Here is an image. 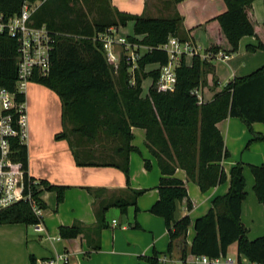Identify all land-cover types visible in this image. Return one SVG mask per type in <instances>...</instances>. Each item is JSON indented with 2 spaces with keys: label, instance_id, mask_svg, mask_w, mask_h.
Wrapping results in <instances>:
<instances>
[{
  "label": "trees",
  "instance_id": "trees-1",
  "mask_svg": "<svg viewBox=\"0 0 264 264\" xmlns=\"http://www.w3.org/2000/svg\"><path fill=\"white\" fill-rule=\"evenodd\" d=\"M37 0H0V12L7 16L16 15L24 2ZM181 0H171L177 4ZM226 11L216 16L215 21L228 44L224 54H233L238 49L239 41L245 36H254L258 40L256 49L264 51V43L256 34L251 18L252 3L255 0H222ZM263 4H264V0ZM107 15L102 20L89 24L82 16L74 15L70 0H45L31 15L32 26H45L55 35V42L50 55V69L46 76L36 75L31 82L40 84L54 92L61 101L62 121L68 122L71 132L93 140L99 133L106 138L118 139L116 153L119 160L103 163H80L77 152L73 151L78 166H104L120 169L125 176L127 197H120L106 203L96 213L97 225L92 229L95 236L105 228V214L109 208H118L125 214L129 206L137 211L136 200L145 190H132L129 184V154L139 153L131 146V128L145 130V146L156 160L160 171L156 187L158 200L149 212L163 219L168 237V252L176 241L184 242L182 259L186 256V233L191 225L188 216L176 218L177 205L186 200L187 210L192 208L186 186L174 177L176 169L185 172L189 181L195 183L200 192L223 184L227 175L220 163L229 157V152L216 124L227 118H237L252 135L247 143L263 142L264 136L253 132L252 124L264 123V67L251 74L234 78L214 95L209 102L199 104L195 91L203 82L205 69L209 68L213 56L221 48L210 46L205 53L210 60L202 59L199 54L192 57L190 66L181 58L175 69L176 84L172 92H160L156 88L159 71L144 73L148 64L164 66L168 62L167 54L160 47L170 37L187 41L182 30V18L174 14L170 18H146L143 16L121 13L104 0ZM73 16V17H72ZM134 23V35L143 38L139 45L149 48L137 61L133 83L128 75L129 66L123 60L119 63V75L113 76L112 67L108 66L102 46L94 37L109 28L124 27ZM134 42L133 39H130ZM251 51L254 49H250ZM17 42L14 38L0 34V87L15 92L17 80ZM150 76L152 85L148 96L140 98L141 82ZM18 101L25 96L16 93ZM63 138L65 135H58ZM14 159L19 161L25 172V182H37L30 186L31 201H20L0 210V225L23 224L36 226L42 218L33 210V203L40 210L46 206L39 199L43 191L54 192L57 204L63 201L68 187L57 186L45 180H36L27 176V148L25 144L13 142ZM144 168L151 169L150 162L143 160ZM247 167L254 179L253 192L264 212V164L261 166L237 163L229 172V189L225 196L215 198L211 208L194 223L195 236L190 247V254L214 261L225 257L230 245H237L238 256H243L252 264H264V236L249 240L247 231L241 223V207L246 198L244 168ZM91 190V189H89ZM100 190H96L93 194ZM89 229L79 224L60 227L58 235L62 239H75L79 235L87 236ZM90 232V233H91ZM100 245L95 246V251ZM146 264H159V253L153 251L150 256L139 258Z\"/></svg>",
  "mask_w": 264,
  "mask_h": 264
},
{
  "label": "crops",
  "instance_id": "crops-1",
  "mask_svg": "<svg viewBox=\"0 0 264 264\" xmlns=\"http://www.w3.org/2000/svg\"><path fill=\"white\" fill-rule=\"evenodd\" d=\"M113 8L121 13L143 16L146 18H170L174 14L182 18V30L197 49V54L205 55L210 46L220 47V52L228 49L220 27L215 21L216 16L226 11L222 0H181L177 4L171 0H109ZM251 18L255 25L256 34L264 43V4L262 0L252 3ZM131 30H128L127 27ZM134 23L119 26L116 32L126 40L133 39L131 48L140 55V59L149 52V48L136 44L143 36L134 35ZM201 45V46H200ZM258 40L254 36L242 37L235 53L227 55L226 60H214L205 69L203 82L198 91L203 102H209L224 86L234 78L244 77L255 70L264 67V51L256 49ZM254 49V50H250ZM190 66L192 57L184 58ZM158 70V64H148L144 73ZM133 83V79L131 80ZM152 78L147 76L141 82L140 98L148 96ZM42 88H45L44 86ZM27 89V88H26ZM47 89V88H45ZM48 90V89H47ZM27 166L28 175L36 180H45L52 185L68 187L63 201L57 204L54 192L43 191L39 199L46 206L40 211L42 232L36 231V226L23 224L0 225V264H40L42 261L57 254H66L65 264H146L139 261L140 257L150 256L153 251L159 253V264H202L199 259L190 254L195 231L193 223L204 216L211 208L212 201L225 196L229 189V172L237 163L261 166L264 164V141L253 143L246 148L252 135L237 118H227L216 124L222 137L224 147L229 157L220 165L227 179L223 184L200 192L198 186L189 181L181 169H176L174 177L184 182L192 208L187 210L186 200L177 205L176 218L188 216L191 225L187 229L185 243L186 256L182 259L184 242L179 240L168 252L169 237L162 218L152 215L149 210L158 200L156 187L161 177L156 160L145 146L146 133L141 128H131V146L139 153L129 154V184L132 190H145L136 200L137 211L129 206L125 214L118 208H109L105 214L110 219L108 228L92 234L97 225L96 213L106 203L120 197H127L126 179L120 169L104 166H78L73 151L80 148L89 159L80 163L95 162L92 155L100 156L103 152H92L89 146L82 145L79 139L76 149L72 150L60 142L56 145L59 150L48 152L49 146H54L52 134L57 128L49 131L42 128L40 115L42 108L34 100L27 101ZM44 112V111H43ZM62 113V106L60 115ZM252 130L264 136V123L252 124ZM86 146V147H85ZM53 149H55L53 147ZM106 158L119 160L116 150H106ZM143 160H148L150 170L144 168ZM245 171V170H244ZM246 181V198L241 207V223L247 231V238L253 240L264 236V212L253 192L254 179L247 169L244 172ZM91 189V190H89ZM96 190H100L93 194ZM114 221V222H113ZM79 224L89 229L87 236L79 235L75 239H62L58 235L60 227H71ZM91 230V231H90ZM91 232V233H90ZM100 249L95 251V246ZM210 264H250L243 256H238L237 245L234 243L227 249L225 257H220Z\"/></svg>",
  "mask_w": 264,
  "mask_h": 264
},
{
  "label": "built area",
  "instance_id": "built-area-1",
  "mask_svg": "<svg viewBox=\"0 0 264 264\" xmlns=\"http://www.w3.org/2000/svg\"><path fill=\"white\" fill-rule=\"evenodd\" d=\"M43 1L45 0L36 2ZM34 3L24 2L16 15L7 16L0 12V34L14 38L17 42L15 92L0 87V210L20 201H31L30 186L33 184L37 189L39 188L36 181L25 182L23 166L14 159L15 151L13 150V142L25 144L28 135L25 99L18 101L16 93L25 96L27 85L33 77L48 74L50 55L55 42V35L45 26H32L31 15L35 11V8H32ZM116 29L109 28L97 34L93 40L101 44L108 66L116 68L123 57L129 66L128 70L132 71L136 68L140 55L131 51V45L124 37L117 34ZM160 49L167 54L168 62L164 66H159L156 88L160 92H172L176 84L175 69L181 58L193 57L197 54V49L190 41H180L176 37H170ZM201 57L210 60L212 56L205 53ZM227 58L226 54L219 51L213 56V61H223ZM195 94L199 104L203 103L198 89ZM33 210L40 216L41 210L34 203ZM36 231H43L41 223L36 225ZM67 261L66 254H57L40 264H65ZM199 261L202 264H210V260L205 257H200Z\"/></svg>",
  "mask_w": 264,
  "mask_h": 264
},
{
  "label": "rangeland",
  "instance_id": "rangeland-1",
  "mask_svg": "<svg viewBox=\"0 0 264 264\" xmlns=\"http://www.w3.org/2000/svg\"><path fill=\"white\" fill-rule=\"evenodd\" d=\"M148 1L150 3H153V0H148ZM44 2L45 1L40 3L35 2L32 8H35L36 10ZM70 3L71 6L73 7L74 15L80 17L82 16L84 19H86V21H88L90 25L94 24L96 21L102 20L104 16H108L106 13L107 11H105L107 10V7L104 4V0H70ZM127 29L131 30L129 26L127 27ZM127 42L130 45H132V43L129 40H127ZM139 42H137L136 44H139ZM131 51L134 52V49L132 48ZM122 60L127 65L123 57ZM135 67L136 68H134L132 71L128 70L127 73L130 77H133L137 69V64L135 65ZM119 69H120L119 65L116 68L112 67L114 77L115 76L118 77ZM42 87L43 86L40 84L29 82L27 85V89L25 91H26L27 101L34 100L36 104H39L42 108V113L40 115V121L41 123H43L42 128L45 129L46 131H49L52 127L57 128L56 131L52 134V141L54 142V146H49L48 152H53L54 150L58 151L59 148H57L56 145L59 144L60 142L70 147V149L72 148V150H74L76 149V145H77L76 142L79 139L81 141L79 143L80 146L88 145L90 148L89 150L92 152H96V151L103 152L102 155L100 156L92 155L91 158L93 161L97 163H103L112 160L106 158V150L107 149L116 150L120 143L119 140L106 138V135H103L101 133H99L93 140H86V138H83L78 134L72 133L71 132L72 126L68 122L62 121V115H60V109H61L60 99L54 92ZM62 134L65 135V137L63 138L57 137L58 135L60 136ZM53 147L55 149H53ZM80 148H77L78 160L85 161L89 159V156L85 155L86 151H83ZM247 169H248L247 167L244 168L245 171ZM250 176H252L251 173ZM105 222L110 223V219L108 217L106 219V216H105Z\"/></svg>",
  "mask_w": 264,
  "mask_h": 264
}]
</instances>
